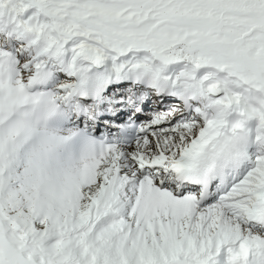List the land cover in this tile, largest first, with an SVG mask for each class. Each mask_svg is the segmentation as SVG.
Here are the masks:
<instances>
[{"label": "snow or ice", "instance_id": "6c2138e0", "mask_svg": "<svg viewBox=\"0 0 264 264\" xmlns=\"http://www.w3.org/2000/svg\"><path fill=\"white\" fill-rule=\"evenodd\" d=\"M0 264H264V0H0Z\"/></svg>", "mask_w": 264, "mask_h": 264}]
</instances>
